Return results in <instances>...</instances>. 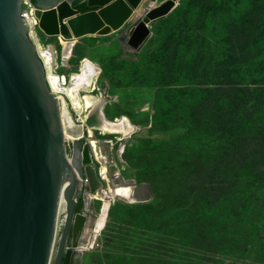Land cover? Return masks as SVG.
<instances>
[{"label": "rangeland", "instance_id": "obj_1", "mask_svg": "<svg viewBox=\"0 0 264 264\" xmlns=\"http://www.w3.org/2000/svg\"><path fill=\"white\" fill-rule=\"evenodd\" d=\"M164 1L157 0L156 5ZM199 2L206 9L227 5L238 8L243 0ZM252 3L263 4L261 0ZM175 9L150 23L151 36L138 52L118 40L123 32L120 30L74 41L70 57L64 59L60 40L34 29L38 42L53 51V73L68 79L71 74H80L81 63L88 60L95 70L88 66L86 72H96L89 89L103 98L104 117L109 121L125 117L132 125L127 135L94 130L91 138L83 136L77 142L66 139L69 158L80 142L88 144L91 164L105 180L103 188L110 198L124 191L132 193L131 185L117 184L120 181H133L135 185V205L116 200L109 207L110 202L103 204L96 199L103 196L101 189L91 194L83 210L87 219L79 239L84 252L82 264H264V122L253 129L254 133H244L242 147L237 150L217 149L213 138L218 132L207 127L204 119H210L219 102L201 101L188 113L182 103L191 89L195 94L203 87L215 90L218 77L210 75L208 82L212 83L195 79L188 84L187 78L176 75L179 69L200 70L198 61L187 65L193 55L218 50L228 52L230 58L243 57L235 60V65L248 72L259 71L264 68L262 38L245 34V27L234 26L223 35L222 43L218 41L221 30L215 27L216 31H210L218 12L212 19L203 20L196 10L177 13ZM192 13L195 17L190 16ZM206 21L210 22L203 26ZM191 32L205 41L201 44L195 39L189 47L180 42ZM176 48L185 52L183 63L176 59L181 55ZM149 50L152 56L141 70L140 54ZM205 66L213 73L217 63ZM232 81L221 85L223 95L234 90L229 84ZM246 85L264 95V85H254L249 77ZM84 91L80 89L81 94ZM66 102L70 101L66 98ZM205 137L212 139L214 148L201 144ZM145 209L152 211L151 222L146 227L135 225L136 213ZM64 215L62 210L57 218L52 258Z\"/></svg>", "mask_w": 264, "mask_h": 264}, {"label": "water", "instance_id": "obj_2", "mask_svg": "<svg viewBox=\"0 0 264 264\" xmlns=\"http://www.w3.org/2000/svg\"><path fill=\"white\" fill-rule=\"evenodd\" d=\"M24 1L0 0V264H61L67 250L68 264H82L84 196L103 184L86 142L71 158L66 153L59 100L22 18ZM33 1L45 36L78 40L123 30L118 40L137 52L151 36L150 23L170 14L179 2L165 0L152 8L157 0H145L139 14L142 0H80L92 8L85 12L73 7L76 0ZM79 198L83 205L77 211Z\"/></svg>", "mask_w": 264, "mask_h": 264}, {"label": "trees", "instance_id": "obj_3", "mask_svg": "<svg viewBox=\"0 0 264 264\" xmlns=\"http://www.w3.org/2000/svg\"><path fill=\"white\" fill-rule=\"evenodd\" d=\"M199 1L201 0H182L175 11L180 13L182 10H187L189 8L191 9V12L194 13V10H196V12L199 13L196 15H198V17L200 16V19L203 20H206L204 17H207V19H212V15L218 12V18L215 20V26L210 28V31H214L215 27L216 30H221L218 41L220 40L222 43H225L223 40V35L230 28H233L234 26L239 28L245 27V34L251 36H261L262 47L264 49V0H261L263 3L262 6L259 4H253L252 0H243L242 6L238 8L227 5L223 8H218L220 7L218 6L208 7L207 9L202 7ZM220 1L224 2L225 0ZM31 2L34 4L33 0ZM72 5L80 12H85L92 9L89 8L85 2L80 0L74 1ZM260 9H262L261 12L259 11ZM193 13L190 16L195 17ZM231 18L233 19L232 22H230ZM209 22L210 21H206L203 23V26ZM197 29L205 30L201 27H198ZM195 39L201 44L205 41L204 37L198 39L197 36H195V33L191 32L185 40L182 39L180 42L184 41L187 43L186 46L189 47L192 41ZM211 45L212 44L210 42L209 46ZM178 46H182V43H179ZM224 46L226 45L224 44ZM150 50L146 52L144 51L140 54L141 63H143L141 70L145 69L147 63L146 61L152 56L150 55ZM176 50L180 52V49L176 48ZM180 53L181 55H179L177 58V54H175L174 57L179 61V63H183V61L186 60V55L184 51H181ZM175 58H173V60ZM242 58L243 57L240 58L238 55H234L230 58L229 53L224 50H218L213 53L201 51V56L196 57V55H193L191 59L186 61L188 66H193L194 64H197L198 61L200 63V67L198 65V68L200 69L199 71L187 70L186 72L183 69H179L176 74L179 78H187L186 81L188 84L194 83L195 79H200L203 84L212 83L208 82L209 76L213 75L215 78L218 77L219 80H214V82H216L214 84L219 85L217 88L214 87L215 90L212 88L203 87L198 89V93L195 94V89H191L190 93H187L186 96H184V103H182L184 111L188 113L194 110V107L197 106L201 101L205 103L214 101L219 102V104L216 105V108H214L210 119L208 118L206 122L204 119V124L207 125V127H214L218 132L214 136L216 138H213V144L216 145L217 149H228L230 147L233 150H237L239 147H242V145H240V140L243 139L244 133L247 131L254 133L253 129L256 128L262 121L264 122V95L261 97V94L258 93V89L249 90L246 85L248 77L250 80H252L254 85H264V68L260 69L259 71L253 70L252 72H248V70H245L243 67H241V65H235V60L241 61ZM212 62L217 63L213 73H211L210 68L205 66L207 63ZM222 63H227L230 66L227 68L221 67L220 65ZM229 79L234 81V83L233 81L232 83H229L234 87V90L231 91V94L223 95L221 85L228 82ZM169 83L173 84V81L171 80ZM186 104H188V106H186ZM211 141L212 139L209 141L205 137L202 139L201 144L206 148L211 149L214 148L211 145ZM78 146H81V142L78 144ZM231 201L233 200L231 199L230 202ZM82 205V199L79 198L76 210H81ZM136 215L138 219L134 222V224L137 226L141 225L146 227L151 222V210L148 211L145 209L142 212H137ZM214 215H216L215 212ZM221 234L223 236L222 232ZM69 255L70 250H67L62 258L61 264H68Z\"/></svg>", "mask_w": 264, "mask_h": 264}, {"label": "bare ground", "instance_id": "obj_4", "mask_svg": "<svg viewBox=\"0 0 264 264\" xmlns=\"http://www.w3.org/2000/svg\"><path fill=\"white\" fill-rule=\"evenodd\" d=\"M144 1L145 0H142L140 6L137 7L136 12L139 14L145 7ZM23 3L25 4L27 2L24 1ZM156 4L152 5V8L157 6ZM26 9L27 8L23 9V12L24 10L27 12L25 15V23L29 28V36L36 45L37 52L44 63L49 87L59 100L65 139L75 140L82 138L83 136L91 138L94 130H100L101 133L121 131L124 135L129 134L130 129H132V125L129 120L125 117L122 119L117 118L113 121L107 120L102 112L103 98H97L95 95L91 94L92 90L89 88L91 87L92 80L96 75V72H91L89 74L86 72V68L88 66H91L94 69V66L89 63L88 60H84L81 63L79 69L80 74H71L68 79L65 76H59L53 73V51L49 47H43L38 42L37 35L34 30L38 29V20L41 12L38 11V13L37 10L33 8ZM56 38L61 42L63 58L68 59L71 55L72 44L76 41V39L65 40L60 34ZM82 76H84L86 80L82 78L84 81H81ZM67 82H69L68 86H66ZM81 88L85 90L83 94L80 92ZM65 97L70 101L69 103L66 102ZM88 153L92 160L89 146ZM91 194L92 193L85 194V205L88 203L89 198H91ZM109 200L110 199H106L107 202ZM63 210L65 211V207Z\"/></svg>", "mask_w": 264, "mask_h": 264}, {"label": "built area", "instance_id": "obj_5", "mask_svg": "<svg viewBox=\"0 0 264 264\" xmlns=\"http://www.w3.org/2000/svg\"><path fill=\"white\" fill-rule=\"evenodd\" d=\"M25 1L27 2V3H25V6H26L27 9H30V8L36 9V7L34 6V4H33L31 1H28V0H25ZM23 5H24V3H23ZM23 9H24V7L22 8L21 15H22V18L24 19V21H26V17H25V15L27 14V12H26L25 10H24V12H23ZM27 9H26V10H27ZM97 173H98V171H97ZM98 175H99V173H98ZM98 175H97V177L100 178V180H101V182H102V184H103V182H104L105 180H103V178H102L101 175H99V176H98ZM81 183H82V185H83L85 188L88 186V183H87V179H86V178H84V179L81 181ZM125 183H128L127 185H131V187H132V193L127 194L126 191H124V192L121 193V194H117V195L115 196V198L113 199V197L110 198V194L107 193V192L105 191L106 189H104L103 186H102V188H101L100 191L104 190V191H103V196L101 195V196H99V198L96 197V199L101 200V201L103 202V204H105L106 199H110V200H109L110 203H109V201H108V203H109V207H110L113 203H115L116 200H121V201H123L124 203L132 204V205L137 204V201L135 200V197H134V191H135V187H134V186H135V185H134L133 181H120V183H117V184H119V185H124ZM100 191H98V192H100ZM98 192H97V193H98ZM111 199H113V200H111ZM103 204H102V206H103Z\"/></svg>", "mask_w": 264, "mask_h": 264}, {"label": "flooded vegetation", "instance_id": "obj_6", "mask_svg": "<svg viewBox=\"0 0 264 264\" xmlns=\"http://www.w3.org/2000/svg\"><path fill=\"white\" fill-rule=\"evenodd\" d=\"M76 193H78V192H76Z\"/></svg>", "mask_w": 264, "mask_h": 264}]
</instances>
